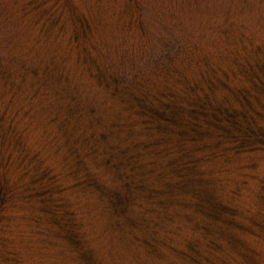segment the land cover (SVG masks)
I'll return each mask as SVG.
<instances>
[{
	"label": "trees",
	"instance_id": "trees-1",
	"mask_svg": "<svg viewBox=\"0 0 264 264\" xmlns=\"http://www.w3.org/2000/svg\"><path fill=\"white\" fill-rule=\"evenodd\" d=\"M0 264H264V0H0Z\"/></svg>",
	"mask_w": 264,
	"mask_h": 264
}]
</instances>
